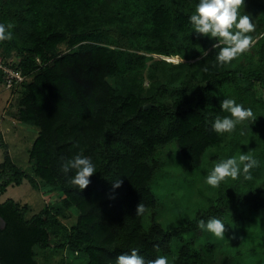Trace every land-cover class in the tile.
I'll return each instance as SVG.
<instances>
[{"label":"trees","instance_id":"16d2710c","mask_svg":"<svg viewBox=\"0 0 264 264\" xmlns=\"http://www.w3.org/2000/svg\"><path fill=\"white\" fill-rule=\"evenodd\" d=\"M198 3L0 0V23L15 26L14 39L3 43L7 51L20 53L14 67L30 79L22 85L16 118L38 130L29 152L33 175L63 194L60 207L46 206L31 218L26 205L0 203L6 222L0 230L2 264H38L36 247L69 251L86 264H115L117 256L133 248L146 259L169 256L172 241L196 232L199 220L230 212L232 207L217 201L171 231L155 217L159 201L152 185L163 166L160 149L175 143L182 160L199 165L222 140L212 124L216 116L228 114L220 108L227 87L236 95L244 83L264 88V4L245 0L258 17V30L250 33L257 43L229 64L213 67L219 49L212 45L218 41L199 36L189 21ZM103 27L117 29L127 47L109 38ZM176 55L184 62L163 59L176 61L168 57ZM258 109L264 112V101ZM77 154L89 157L97 171L83 191L68 184L61 171L64 160ZM27 178L6 152L0 195ZM117 178L123 183L113 188ZM263 194L257 189L244 197L253 212L264 207ZM140 202L146 210L136 215ZM72 208L78 218L68 228L59 216ZM147 211L153 215L145 228ZM199 258L192 243L185 242L171 264H199Z\"/></svg>","mask_w":264,"mask_h":264},{"label":"rangeland","instance_id":"374dc122","mask_svg":"<svg viewBox=\"0 0 264 264\" xmlns=\"http://www.w3.org/2000/svg\"><path fill=\"white\" fill-rule=\"evenodd\" d=\"M255 1L264 4V0ZM241 13L252 17L257 31L258 17L255 11L245 6ZM102 30L119 45L127 47L124 37L117 29L103 27ZM62 49L67 51L66 47ZM151 56L161 58L156 54ZM168 57L175 58L176 61H172L173 63H178L177 58H180L177 55ZM163 59L170 61L167 56ZM19 61L20 53L17 50L7 51L6 45L0 43V63L16 66ZM144 75L146 76V73ZM145 85L148 86V81ZM242 87L240 95L231 92L227 87V98L235 99L245 108H251L257 117L253 124L246 121L237 125L233 133L221 135V142L209 149L197 166L182 160L175 143L167 144L159 151L158 157L163 166L152 185L159 201L155 217L167 231L196 219L199 212L214 206L217 201H223L232 207L230 212L221 218L227 229L224 240L217 239L211 233L200 229L186 234L182 240L174 239L171 244L172 252L168 256L169 264L178 256V251L185 242H191L198 250L199 264H264V207L261 211L253 212L248 204L249 200L244 201L246 194L257 189L264 190V112L258 109L260 101H264V88L259 83L252 86L244 83ZM23 90L22 86L16 90L6 89L0 80V123L10 129V133H0V164L8 152L12 162L28 175L21 186L8 187L7 191L0 195V203L13 200L20 205H26L29 208L27 218H31L46 206L60 207L63 194L60 190L45 185L33 175L34 167L29 152L38 132L34 127L22 125L16 118ZM250 149L260 162L259 167L251 170L252 180H244L243 176L237 180L229 178L222 182L219 188H212L205 183L216 162L236 156L240 152L246 153ZM33 180L36 185L32 183ZM152 215L153 211L146 212L143 220L145 228L150 226ZM59 218L70 228L77 221L78 211L73 208L62 210ZM35 252L38 264H86L84 258H78L79 256L75 258L69 251L36 247Z\"/></svg>","mask_w":264,"mask_h":264},{"label":"clouds","instance_id":"9594fccd","mask_svg":"<svg viewBox=\"0 0 264 264\" xmlns=\"http://www.w3.org/2000/svg\"><path fill=\"white\" fill-rule=\"evenodd\" d=\"M244 6L245 0H199L194 13L190 15L189 21L195 33L218 41L212 45L213 49H219L215 54L216 63L213 67L229 64L257 43V39L250 35L256 27L252 17L249 14H241ZM14 27L10 22L0 23V43L14 39ZM203 55L206 56L207 52ZM177 62L184 60L177 58ZM204 71H208V68L205 67ZM220 108L229 115L216 116L212 130L219 135L231 134L236 130L237 125L246 121L253 124L257 119L251 108H245L235 99H223ZM259 163L251 149L246 153L240 152L236 156L216 162L207 175L205 183L212 188H219L220 184L229 178L237 180L243 176L244 180H252L251 170L259 167ZM61 171L68 177V184L80 191L90 185V177L97 172L92 160L82 154L64 160ZM70 172H74V175L69 176ZM122 183L120 178L115 179L113 188L121 187ZM145 210V205L140 202L136 207V215H142ZM225 225L226 223L215 217L197 222L200 230L209 232L220 240L225 239L227 231ZM115 264H169V258L166 255H159L154 259H146L139 253V249L133 248L130 253L117 256Z\"/></svg>","mask_w":264,"mask_h":264},{"label":"built area","instance_id":"2783aa9c","mask_svg":"<svg viewBox=\"0 0 264 264\" xmlns=\"http://www.w3.org/2000/svg\"><path fill=\"white\" fill-rule=\"evenodd\" d=\"M172 62V61H169ZM0 73L6 89L16 90L27 82V77L16 67L0 63Z\"/></svg>","mask_w":264,"mask_h":264},{"label":"crops","instance_id":"0c3cea01","mask_svg":"<svg viewBox=\"0 0 264 264\" xmlns=\"http://www.w3.org/2000/svg\"><path fill=\"white\" fill-rule=\"evenodd\" d=\"M23 125V124H22ZM25 126V125H24ZM29 127V126H27ZM6 128V129H5ZM2 132H7V133H10V129L9 127H7V125L3 124V123H0V133ZM38 132V130H37ZM38 134V133H37Z\"/></svg>","mask_w":264,"mask_h":264},{"label":"water","instance_id":"95a60500","mask_svg":"<svg viewBox=\"0 0 264 264\" xmlns=\"http://www.w3.org/2000/svg\"><path fill=\"white\" fill-rule=\"evenodd\" d=\"M5 227H6V222H5V220L0 216V230H4ZM0 264H2V263L0 262Z\"/></svg>","mask_w":264,"mask_h":264}]
</instances>
